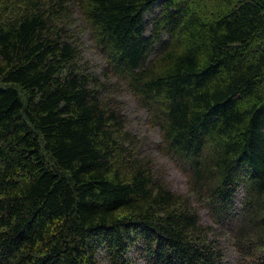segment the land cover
<instances>
[{
    "label": "trees",
    "instance_id": "1",
    "mask_svg": "<svg viewBox=\"0 0 264 264\" xmlns=\"http://www.w3.org/2000/svg\"><path fill=\"white\" fill-rule=\"evenodd\" d=\"M120 86L187 194L126 128ZM140 260L264 264V0H0V264Z\"/></svg>",
    "mask_w": 264,
    "mask_h": 264
},
{
    "label": "rangeland",
    "instance_id": "2",
    "mask_svg": "<svg viewBox=\"0 0 264 264\" xmlns=\"http://www.w3.org/2000/svg\"><path fill=\"white\" fill-rule=\"evenodd\" d=\"M157 11V10H156ZM73 15L74 23L71 25L72 34L75 35V42H73L80 50L82 58L85 62H88L89 67L94 71L101 80L114 82L111 79H107L103 76L102 70L106 66L105 60L99 50V47L90 37L89 29L83 27V21L77 12ZM145 21L152 18L153 14L146 13ZM111 96L119 103L120 110L126 119V128L136 134L143 144V151L152 160L155 170L162 175L163 180L167 183L168 187L179 194L188 193V179L187 176L181 172L177 165L169 159L168 156L162 154L156 144L160 141V136L156 129L149 127L147 122V113L142 110L132 95L122 86L116 89V92H111ZM138 106V107H137ZM241 189L238 190L235 196V204H241ZM201 220L203 223L212 224L210 219L205 213V209L200 210ZM226 248L227 261L233 262L234 253L231 247ZM104 264V261L102 262ZM137 264H144V261L140 260ZM235 264V263H233Z\"/></svg>",
    "mask_w": 264,
    "mask_h": 264
}]
</instances>
